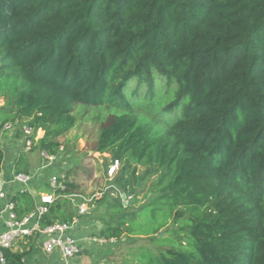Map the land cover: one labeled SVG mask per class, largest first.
Segmentation results:
<instances>
[{
    "label": "trees",
    "instance_id": "1",
    "mask_svg": "<svg viewBox=\"0 0 264 264\" xmlns=\"http://www.w3.org/2000/svg\"><path fill=\"white\" fill-rule=\"evenodd\" d=\"M0 97V174L7 123L19 138L33 129L30 151L57 154L77 105L112 110L94 152L119 160L124 193L151 178L157 196L138 211L115 199L97 235L171 222L186 241L140 264H264V0H0ZM27 162L19 151L14 172ZM78 166L64 188L46 185L56 199L42 227L78 215ZM38 198L11 196L20 218ZM142 213L151 230L134 227ZM39 237L0 248V264H31Z\"/></svg>",
    "mask_w": 264,
    "mask_h": 264
},
{
    "label": "rangeland",
    "instance_id": "2",
    "mask_svg": "<svg viewBox=\"0 0 264 264\" xmlns=\"http://www.w3.org/2000/svg\"><path fill=\"white\" fill-rule=\"evenodd\" d=\"M5 103L6 99L0 97V107L5 105ZM111 111L109 107L97 108L89 105H77L74 111L78 119L76 126L63 136L57 138L62 145L61 147H63L58 159L53 163L54 166L50 165L49 168H45L41 171L38 175V177H40L34 181V185L31 187V192H33L35 196H40V198H38L40 201L48 200L50 196H54V192L48 191L46 186L50 174L55 172L63 174L68 169L79 165L78 168L72 172L71 178H73L76 183L77 192L82 196L71 195L73 205L71 206L73 207L74 213H77V204L83 199L89 207L94 209L89 212V214H92L81 216L80 227L76 232V237L81 240V246L85 248V244L89 245L78 254L79 264H87L95 260L101 261L102 263L107 262L109 264H140V259H142V254H144L143 252H154L158 254L160 251L168 249L172 244L175 247H179L180 242L182 245L186 244V241L182 238L183 236L179 230L178 224L171 222L159 231V233L163 232V236H159V233L155 235H124L118 239L117 243L110 246L108 244L101 246L99 243L94 244L93 241H86V238L89 236H97L96 233L99 232L100 228L111 220L109 206L115 199L118 200L122 197L121 199L124 204L129 206L127 208L128 211H138L143 205L157 196L155 192L150 191V178L138 186H134L133 192L130 189V194H127L124 199L122 185L115 182V177L120 171L121 164H119L116 171L111 172V164L107 165L110 162L107 159L109 154L94 152L93 148L99 130L108 120ZM16 127L18 129L19 125L16 124ZM17 129H15L14 132L3 129L1 133L2 146L6 151L7 158L10 157V160L13 157L15 160L16 154L24 150V145L18 143L19 139L23 141L24 138L22 136L19 138L18 135H16L18 132ZM41 135L42 132L37 134L38 137ZM10 143L14 146L10 145ZM9 145L11 147L10 150H8ZM25 154L28 160L29 170L35 171L38 169L41 163L40 151H25ZM141 171L142 168H139V172ZM129 175L130 174L126 175L127 179ZM134 194L136 195L135 198L129 197L130 195L134 196ZM133 198L134 201L131 203ZM54 201L55 200H53V202ZM64 201L62 202L63 204H65ZM152 225L147 215L142 213L138 217L134 227L147 231L148 229L151 230ZM154 238H167L168 241L161 240L160 242ZM31 264H52V260L43 255L40 248H37L31 260Z\"/></svg>",
    "mask_w": 264,
    "mask_h": 264
},
{
    "label": "built area",
    "instance_id": "3",
    "mask_svg": "<svg viewBox=\"0 0 264 264\" xmlns=\"http://www.w3.org/2000/svg\"><path fill=\"white\" fill-rule=\"evenodd\" d=\"M4 129L14 132L17 127L16 124L7 123ZM22 130V137L24 140L22 141L19 139L18 143H22L24 145V150L29 152L34 144L33 140L30 138L33 129L25 126ZM62 150L63 147H60V151ZM60 151L57 154L40 151L41 163L39 168L35 171L30 170L28 173H15L13 170L7 178L0 174V248L16 250L19 247V243L24 239L40 234L38 248H40L43 255L52 260V264H79L78 254L89 246L85 244V248H83L81 246V240L76 237L77 229L80 227L81 223V216L88 214L92 210L86 201H82L78 204V215L75 216L72 221L56 222L52 225L42 227L40 219L49 212L50 204L56 199L55 193V197L50 196L48 200H43V204L38 205L34 211L21 218L15 212V205L11 200L12 194L18 190L32 191L31 187L34 185V181L40 177H38V175L43 169L49 168L50 165L54 166L53 163L58 159ZM119 164V160L113 161L110 165L112 168L111 172L116 171ZM64 181L65 173L61 174L55 172L50 174L47 182L52 190L55 191L58 188L65 187ZM126 196L127 194L123 193L124 199ZM129 197L132 198L133 196L130 195ZM86 239V241H93L94 244L99 243L101 246L106 244L110 246L118 241L115 237L107 238L98 235H92ZM0 256L1 262H4L1 253ZM103 264L109 263L106 262Z\"/></svg>",
    "mask_w": 264,
    "mask_h": 264
},
{
    "label": "crops",
    "instance_id": "4",
    "mask_svg": "<svg viewBox=\"0 0 264 264\" xmlns=\"http://www.w3.org/2000/svg\"><path fill=\"white\" fill-rule=\"evenodd\" d=\"M10 145L14 146L12 143H10ZM10 145H9L8 150L11 149ZM13 163H14V157L10 160V157L7 158V155H6L5 161H4V164H3V169H2V172H1L2 176H4L5 178L10 176L11 172L14 170V164Z\"/></svg>",
    "mask_w": 264,
    "mask_h": 264
},
{
    "label": "water",
    "instance_id": "5",
    "mask_svg": "<svg viewBox=\"0 0 264 264\" xmlns=\"http://www.w3.org/2000/svg\"><path fill=\"white\" fill-rule=\"evenodd\" d=\"M134 199L131 201V203H133ZM159 236H163V232L159 233Z\"/></svg>",
    "mask_w": 264,
    "mask_h": 264
}]
</instances>
